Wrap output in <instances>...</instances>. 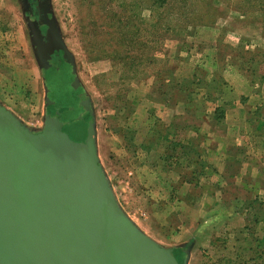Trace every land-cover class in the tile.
Wrapping results in <instances>:
<instances>
[{"label": "rangeland", "instance_id": "374dc122", "mask_svg": "<svg viewBox=\"0 0 264 264\" xmlns=\"http://www.w3.org/2000/svg\"><path fill=\"white\" fill-rule=\"evenodd\" d=\"M48 35L67 56L50 65ZM56 105L152 248L264 264V167L243 189L211 165L221 143L231 160H264V0H0V112L42 147Z\"/></svg>", "mask_w": 264, "mask_h": 264}, {"label": "water", "instance_id": "95a60500", "mask_svg": "<svg viewBox=\"0 0 264 264\" xmlns=\"http://www.w3.org/2000/svg\"><path fill=\"white\" fill-rule=\"evenodd\" d=\"M49 37L42 42L48 65L53 52L67 58ZM69 117L56 105L39 147L0 112V264H182L126 222L88 134Z\"/></svg>", "mask_w": 264, "mask_h": 264}, {"label": "crops", "instance_id": "0c3cea01", "mask_svg": "<svg viewBox=\"0 0 264 264\" xmlns=\"http://www.w3.org/2000/svg\"><path fill=\"white\" fill-rule=\"evenodd\" d=\"M243 118H246L243 117ZM249 118V117H247ZM204 128H199V130H203ZM193 130H196V129H193ZM204 131V130H203ZM232 131V133H231ZM201 132V131H200ZM216 135L217 139H220L223 141L224 140V136L225 134H234V130L233 128L228 130L226 133L225 130L222 131V132H219V131H212V130H205L204 131V135H206L205 133H208V134H212ZM259 133H261V131H257ZM229 146L226 145L225 143H221V145H217L216 146V149H214L215 151L213 152V155H218V157H212L211 159V165L214 166V167H217V170L219 171V175L220 177L222 176V179H226L224 181H228V180H231L232 183H234V185L236 186H241L243 187V189H247L248 185L250 184H257L259 183V181H261L256 175L261 173L262 172V169H260V171L258 170L260 167H264V160H258L256 161L255 160H242V159H239V160H231V157L230 155L228 154V151H229ZM236 149V148H235ZM252 149V148H250ZM261 151V149H260ZM256 155V153H254V156ZM231 161H233V164H237L238 166H240V168L242 169L241 171H237L236 173L234 174H231V173H228L226 168L228 165H230ZM251 166H253L255 168L254 171H256V175L253 174V172H251L250 168ZM169 181L170 183H172V187H171V199H178L179 197H176L177 195V190H176V185H177V179L175 177H172L170 178L169 177ZM217 182L216 183H219L218 180H216ZM209 183V182H207ZM225 183V182H224ZM206 190H213V187L211 186H208ZM215 192L216 189H214ZM210 194V193H208ZM187 195H185L186 197ZM184 197V198H185ZM170 199V200H171ZM184 200V199H183ZM192 199L191 200H186V204L190 205L191 207V203H192ZM192 212V211H190ZM192 215V213H191ZM190 221H192V217H190V219H188ZM176 255V254H175Z\"/></svg>", "mask_w": 264, "mask_h": 264}, {"label": "trees", "instance_id": "16d2710c", "mask_svg": "<svg viewBox=\"0 0 264 264\" xmlns=\"http://www.w3.org/2000/svg\"><path fill=\"white\" fill-rule=\"evenodd\" d=\"M190 152H198V153H199V150L196 148L195 145H192V148H191ZM252 204H253V203H252ZM249 206H250V205H249ZM256 214H258V213H255V216H256ZM256 218H258V217H256ZM256 218H255V220H256Z\"/></svg>", "mask_w": 264, "mask_h": 264}, {"label": "flooded vegetation", "instance_id": "af4514ba", "mask_svg": "<svg viewBox=\"0 0 264 264\" xmlns=\"http://www.w3.org/2000/svg\"><path fill=\"white\" fill-rule=\"evenodd\" d=\"M58 65V64H57ZM59 66V65H58Z\"/></svg>", "mask_w": 264, "mask_h": 264}]
</instances>
